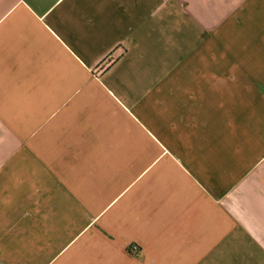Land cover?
Instances as JSON below:
<instances>
[{"label":"crops","instance_id":"obj_1","mask_svg":"<svg viewBox=\"0 0 264 264\" xmlns=\"http://www.w3.org/2000/svg\"><path fill=\"white\" fill-rule=\"evenodd\" d=\"M241 238L264 253V0H0V264Z\"/></svg>","mask_w":264,"mask_h":264},{"label":"rangeland","instance_id":"obj_2","mask_svg":"<svg viewBox=\"0 0 264 264\" xmlns=\"http://www.w3.org/2000/svg\"><path fill=\"white\" fill-rule=\"evenodd\" d=\"M242 238L238 240V248L240 250H237V252H231L229 255H231V262H228V253L222 252L220 254V259L215 260L212 259L210 264H264V253L261 252H255V251H246V246L241 243ZM106 251L101 253H94V255H97L98 257L93 260V264H131L127 262V258L122 255V253L119 252H113L110 251L109 258L104 259L103 257H100L99 255H104ZM145 261H142L140 263L136 262V264H160L158 262V257H155L156 253H145Z\"/></svg>","mask_w":264,"mask_h":264},{"label":"trees","instance_id":"obj_3","mask_svg":"<svg viewBox=\"0 0 264 264\" xmlns=\"http://www.w3.org/2000/svg\"><path fill=\"white\" fill-rule=\"evenodd\" d=\"M126 251L132 255L133 253H138L140 251V247L136 244L129 245Z\"/></svg>","mask_w":264,"mask_h":264}]
</instances>
